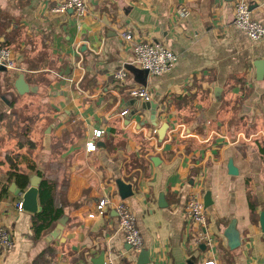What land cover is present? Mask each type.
<instances>
[{"label": "crops", "instance_id": "0c3cea01", "mask_svg": "<svg viewBox=\"0 0 264 264\" xmlns=\"http://www.w3.org/2000/svg\"><path fill=\"white\" fill-rule=\"evenodd\" d=\"M56 1L0 0V49H10L15 65L0 71V224L14 240L0 264H98L102 254L103 264L108 255L121 264H264V74L257 78L264 39L234 27L237 0H86L83 16L53 13ZM244 1L264 22V0ZM123 34L166 46L177 57L173 69L142 77ZM121 68L129 72L124 83L113 78ZM136 85L151 94L154 116L129 97ZM93 130L104 134L88 153ZM229 161L237 175L228 174ZM13 172L58 183L67 203L61 229L59 219L32 240L33 214L17 209L30 184L21 190ZM117 180L131 186L124 201L136 217L139 250L125 243L112 207L88 217L102 198L120 199ZM207 192L215 244L201 250L185 206ZM232 220L235 250L224 237Z\"/></svg>", "mask_w": 264, "mask_h": 264}, {"label": "built area", "instance_id": "2783aa9c", "mask_svg": "<svg viewBox=\"0 0 264 264\" xmlns=\"http://www.w3.org/2000/svg\"><path fill=\"white\" fill-rule=\"evenodd\" d=\"M86 0H57L52 12L57 14H65L71 10L76 16H83L86 13ZM264 13V9H263ZM180 18L188 17V11L181 8L178 12ZM233 25L236 29L242 31L252 41L264 39V22L256 20L251 13L249 5L244 0H237L233 6ZM126 41H133L130 34H123ZM133 61L132 64L143 71H147L148 75L160 77L169 73L177 62L176 55L166 46L153 42L133 41L132 46ZM15 68L12 53L8 48L0 49V71L2 69L12 70ZM129 75L125 68H121L113 73V78L124 83ZM130 98L141 100L148 103L152 100L151 94L142 86H132L128 89ZM124 111L121 115H125ZM102 130H93L91 136L85 143V151L88 153L96 150L97 142L103 136ZM152 138L157 135V130L151 131ZM112 207L116 214L118 230L122 233L125 243L134 250L142 248L143 241L141 234L137 228L135 214L124 200L119 199L116 202L108 198H102L95 207V212L89 214V218L94 216H104L106 210ZM17 209L22 210L21 202L18 203ZM185 218L195 228H197V236L194 243L195 249L203 244L206 248H211L215 242L212 236L207 232V216L203 200L192 194L189 196L185 206ZM14 240L9 229L0 224V253L6 254L13 250ZM104 264H121L114 255H108ZM201 264H216L213 259L201 260Z\"/></svg>", "mask_w": 264, "mask_h": 264}, {"label": "water", "instance_id": "95a60500", "mask_svg": "<svg viewBox=\"0 0 264 264\" xmlns=\"http://www.w3.org/2000/svg\"><path fill=\"white\" fill-rule=\"evenodd\" d=\"M69 13H71L72 11L69 10ZM3 70V69H2ZM138 70V69H137ZM136 69H134L133 67H128V71L130 72H137ZM139 74L142 75V77H146L148 75L147 71H143V70H139ZM264 74V65L261 62L259 64V66H257V78L261 79L263 77ZM141 84V83H140ZM143 85V84H141ZM15 89L17 91L18 94L22 95L24 93L27 92V87L26 84L23 80L22 75H20L15 83ZM217 93L218 91L216 90L215 93V98L218 100L217 97ZM142 107L149 109L151 111V115L154 116L155 115V109L157 107V105H155L154 103H144L142 104ZM168 129V125L167 124H163L158 132V137L159 140L162 141L163 138L165 137L166 131ZM156 160V158H152L151 161L154 163ZM228 174L229 175H237V171L236 169L233 167L232 161L228 162ZM40 179L38 177H33L30 179L29 181V188L23 193L22 195V201H21V205H22V210L30 213V214H36L39 211V205H38V184H39ZM116 185L118 187V193H119V197L121 200H125L129 197L132 196V191H131V186L130 185H125L121 180H117L116 181ZM10 191L14 192L16 195L17 194H21L19 189H16L15 184H11L10 187ZM158 205L159 207H165V201H164V196L163 194L159 195V199H158ZM203 203H204V207L205 209L209 208L212 205L211 202V198H210V193L207 192L205 193L204 197H203ZM63 219H60L57 225V229H61L62 225H63ZM259 224L260 227L262 229V231L264 232V212H262L260 214V219H259ZM224 237L227 240V246L230 250H235L237 247L240 246V239H239V233L236 230V222L235 220H232L230 222V224L228 225L227 229L224 232ZM130 248V247H129ZM204 246L202 245L200 247L201 250H204ZM97 260V259H96ZM147 262V261H146ZM98 264H103V254L100 256V258L97 260Z\"/></svg>", "mask_w": 264, "mask_h": 264}, {"label": "trees", "instance_id": "16d2710c", "mask_svg": "<svg viewBox=\"0 0 264 264\" xmlns=\"http://www.w3.org/2000/svg\"><path fill=\"white\" fill-rule=\"evenodd\" d=\"M16 170V169H15ZM17 171V170H16ZM38 176H42L37 172ZM15 184L21 190H25L29 178L27 174L13 172L9 173ZM58 183L49 179H43L39 184L38 200L39 211L31 216L32 240H38L54 228L60 218L63 217L64 207L66 206L65 194L57 189ZM6 191L5 188L2 189ZM252 210V207H251ZM253 211V210H252Z\"/></svg>", "mask_w": 264, "mask_h": 264}]
</instances>
